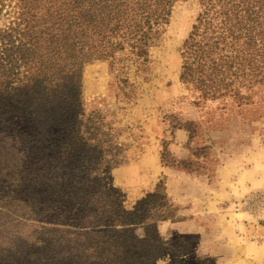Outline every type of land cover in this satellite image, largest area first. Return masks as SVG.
<instances>
[{
    "label": "rangeland",
    "instance_id": "rangeland-1",
    "mask_svg": "<svg viewBox=\"0 0 264 264\" xmlns=\"http://www.w3.org/2000/svg\"><path fill=\"white\" fill-rule=\"evenodd\" d=\"M225 3L168 0L145 60L38 74L70 116L53 133L5 93L30 64L20 0H0V264H264V82L231 76L213 97L200 83Z\"/></svg>",
    "mask_w": 264,
    "mask_h": 264
},
{
    "label": "trees",
    "instance_id": "trees-1",
    "mask_svg": "<svg viewBox=\"0 0 264 264\" xmlns=\"http://www.w3.org/2000/svg\"><path fill=\"white\" fill-rule=\"evenodd\" d=\"M167 3L168 0H20L19 15L23 29L27 28L20 33L21 40L28 45L21 58L30 65L20 80L23 85L6 88L5 93L17 91L22 98L17 109L28 111L25 118L35 116L34 122H40L44 130L61 132L70 118L65 103L52 105L45 95L50 87L33 86L32 79H38L40 74L45 81L54 83V76L47 75L46 69L57 66L59 60H63L61 67L66 71L75 67L77 70V64L95 59L107 60L111 67L116 53L124 50L145 60L157 27L166 21ZM221 4L212 13L218 19L217 29H212L197 48L199 57L207 58L202 65L209 71L200 80L202 94L211 93L212 97L224 94L230 84L224 79L231 76L264 82V0H221ZM190 38L193 42L194 37ZM227 44L234 47L233 55L223 54ZM182 56L180 78L188 82L186 51ZM67 82L62 78L56 83L64 86Z\"/></svg>",
    "mask_w": 264,
    "mask_h": 264
},
{
    "label": "crops",
    "instance_id": "crops-1",
    "mask_svg": "<svg viewBox=\"0 0 264 264\" xmlns=\"http://www.w3.org/2000/svg\"><path fill=\"white\" fill-rule=\"evenodd\" d=\"M176 225V226H175ZM178 225V226H177ZM183 225H184V223L181 221V222H177L176 224H174L173 226H171L172 228L174 227V228H177V229H179L180 227L181 228H183Z\"/></svg>",
    "mask_w": 264,
    "mask_h": 264
}]
</instances>
